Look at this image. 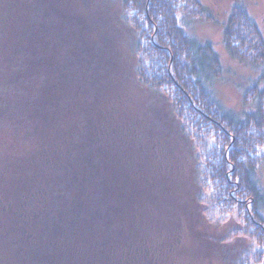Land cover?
I'll return each instance as SVG.
<instances>
[{"label":"trees","instance_id":"1","mask_svg":"<svg viewBox=\"0 0 264 264\" xmlns=\"http://www.w3.org/2000/svg\"><path fill=\"white\" fill-rule=\"evenodd\" d=\"M110 1L132 35L133 79L160 105L158 121L149 116V125L166 143L136 158L115 130L105 138L87 118L82 96L91 93L94 76L84 73L80 37L88 21L74 16L71 0H6L0 114L26 140L40 141L31 168L17 177L23 182L16 194L0 190V264H166L185 231L182 213H166L154 201L179 176L174 162L181 159L167 147L165 123L191 152L201 213L214 225H233L221 243L249 244L226 254V264H264V189L257 176L264 166V40L256 24L239 5L220 24L227 56L253 73L239 89L250 109L237 112L217 98L222 69L211 43L186 32L209 18L199 0ZM72 100L78 114L62 130Z\"/></svg>","mask_w":264,"mask_h":264},{"label":"rangeland","instance_id":"2","mask_svg":"<svg viewBox=\"0 0 264 264\" xmlns=\"http://www.w3.org/2000/svg\"><path fill=\"white\" fill-rule=\"evenodd\" d=\"M5 2L6 0H0V18L6 13L5 17H8L11 9ZM199 2L208 9L209 18L191 23L186 32L200 42H210L219 58L222 74L216 83V90L221 104L226 109L237 112L249 110L246 105L242 106V91L239 89L253 73L227 56L221 42L220 24L233 6H243L264 40V0H199ZM71 5L74 7L72 10L74 16L78 15L88 21L87 29L82 31L80 37L82 50L88 56L84 73L90 80L91 76H94L87 85L91 93L87 91L82 96L87 118L92 124H97L98 130L104 133L105 138H109L110 131L115 130V135L125 139V147L128 146V151L132 149L131 154L136 158L141 159L142 154L149 151V147H155L157 151L162 143L166 142L157 136L159 127L157 128L153 121L151 122L154 126L149 125V116L157 122L160 105L157 99L133 79V56L129 44L132 35L119 19V6L110 0H71ZM85 84L82 86L83 91L87 90ZM77 114V101L72 100L68 115L61 119V129H69L72 118ZM8 123L11 124L0 114V190L5 187L3 191L6 195L10 192L16 194L15 188L23 182L20 175H25L30 166V159L34 155L33 150L39 148L37 146L39 144H35L40 141L37 135L34 138L36 142H29L24 133L14 130ZM58 123H53L52 126ZM162 130L165 132V140L171 139L167 147H170L173 159L178 151L177 155L181 161L174 162L175 171L179 174L177 180L171 182L173 185L168 184L167 194L159 189L158 198L154 201L166 213L177 211L176 217L178 213H182L185 231L182 234L184 239L178 242L181 247L178 248L177 254L166 264H226L224 261L226 254L233 256L232 254L244 251L249 244L243 238H232L221 243L233 228L232 223L225 227L214 225V222L207 220L201 213V208L195 201L198 189L195 182L190 179L192 166L188 162L191 152H188V147L179 144L168 124L165 123ZM40 137L45 143L50 141L49 136L43 134ZM126 159H129V155ZM31 170L27 172L26 180L30 181ZM257 176L260 186L264 189V166L257 171ZM163 198L166 201L162 205ZM172 198L176 199L174 202L178 199L179 205L173 203Z\"/></svg>","mask_w":264,"mask_h":264}]
</instances>
